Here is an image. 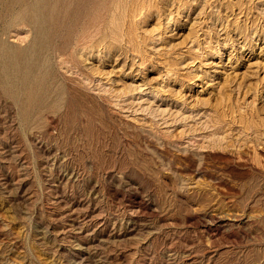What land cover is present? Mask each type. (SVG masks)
I'll use <instances>...</instances> for the list:
<instances>
[{
    "label": "rangeland",
    "instance_id": "374dc122",
    "mask_svg": "<svg viewBox=\"0 0 264 264\" xmlns=\"http://www.w3.org/2000/svg\"><path fill=\"white\" fill-rule=\"evenodd\" d=\"M0 264H264V0H0Z\"/></svg>",
    "mask_w": 264,
    "mask_h": 264
}]
</instances>
